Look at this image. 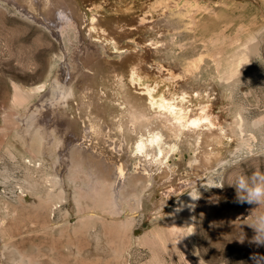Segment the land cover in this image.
Returning a JSON list of instances; mask_svg holds the SVG:
<instances>
[{
    "label": "rangeland",
    "instance_id": "rangeland-1",
    "mask_svg": "<svg viewBox=\"0 0 264 264\" xmlns=\"http://www.w3.org/2000/svg\"><path fill=\"white\" fill-rule=\"evenodd\" d=\"M73 2L81 7L80 0ZM130 4L138 9V16L141 15L139 17L151 29L150 33H144L145 39L152 40L158 47L157 54L150 58L156 61L151 67L152 72L155 67H163L175 72L174 81L166 80L167 83L200 90L213 85L214 92L224 91L225 100L221 103L226 108L224 111L218 109L221 119L226 117L230 123L235 112H240L246 132L239 146L226 139L220 144L218 140L209 139L214 150L221 149L222 145L230 146L229 150L225 151L224 146L221 157L211 158L212 172L205 177L208 180L198 177L200 182L185 188L173 184L170 189L172 197L160 208L166 209L164 212L156 213L158 210L150 209L152 203L163 196L161 185L158 179L155 180L157 187L142 197L145 204L132 211L133 234L130 246L126 253L123 252L124 263L264 264V244L253 241L255 233L250 227L257 215L264 214V205L237 203L235 188L230 186L240 176L264 173V0H131ZM47 15V9L38 6L35 0H0V214H6L5 207L19 212V215H7L15 244L22 253L40 264H119L120 257L116 252L119 221L94 222L91 235L78 230L72 233L69 226H59L64 213L71 210V203L54 207L49 220L53 229L45 228L44 212L35 220L34 205L20 203V197L25 194L22 191L26 190L23 185L27 181L36 182V188L43 193L48 185L44 180L49 166L44 160L43 167L37 171L23 159L20 141L10 118L18 116L20 124L35 110L34 102L38 99L21 102L17 93L41 85L49 70L63 78L66 61L71 66L77 63L80 57L72 59L73 52L88 44L86 37L76 36L71 28H65L63 18L55 19L58 21L55 25ZM47 26L53 30H48ZM141 37L136 33L123 42L139 46L144 51L137 43ZM91 47L98 55L112 58L102 44L92 43ZM239 50L247 52L249 58L238 67L231 81L233 84L225 87L226 91L223 85L217 90L215 84H220L219 72L226 69V64ZM128 161L127 168L132 173L137 163L132 157ZM214 181H222L223 187H212ZM189 192L195 202L189 222L184 223L180 218L179 248L165 214ZM156 234L162 236L163 243L154 238ZM144 237L153 239L156 245L145 244ZM66 245L71 247L69 252L65 251Z\"/></svg>",
    "mask_w": 264,
    "mask_h": 264
},
{
    "label": "bare ground",
    "instance_id": "bare-ground-1",
    "mask_svg": "<svg viewBox=\"0 0 264 264\" xmlns=\"http://www.w3.org/2000/svg\"><path fill=\"white\" fill-rule=\"evenodd\" d=\"M35 1L47 9V19L52 24L57 25L55 19L63 18L65 28H71L76 36L86 37L88 47L75 49L72 59L80 58L77 63L73 60V66L66 61L63 78L49 70L41 85L17 93L21 102L38 99L34 102L35 110L20 124L18 116L10 118L23 159L37 171L43 167L44 160L49 166L44 180L48 185L43 193L36 188V182L27 181L20 203L34 205L35 220L44 212L43 224L50 229H53L49 220L54 207L71 203V210L64 213L59 226H69L72 233L78 230L91 235L94 222L119 221L116 252L119 264H126L124 254L133 234L132 211L145 204L142 197L157 187L155 180L158 179L163 196L149 208L159 213L166 210L160 208L170 199L173 184L185 188L200 182L198 177L205 178L212 172L211 158L221 157L225 145L214 150L209 139L218 140V143L226 139L239 146L246 132L245 122L240 112H235L230 123L226 117L221 119L218 109L224 111L226 108L221 103L225 100V92H214L212 84L203 90L191 89L188 85L184 88L169 83L174 81V71L155 67L152 72L156 61L150 58L157 54L158 47L152 40L145 39L144 33H150L151 29L139 17L141 15L138 16V9L130 4L131 0H80L81 7L73 0ZM57 11L61 13L55 14ZM47 29L53 30L49 26ZM136 33L142 36L136 40L144 51L123 42ZM92 43L102 44L112 58L98 55ZM247 55L244 50L236 52L226 69L219 72L217 90L223 85L226 91L225 87L233 84V76L249 58ZM228 147H224L225 151ZM131 157L137 163L132 173L127 168ZM194 202L189 192L165 214L179 248L180 218L184 223L189 222ZM5 213L0 214V264H40L15 244L7 215H19V212L5 207ZM154 238L163 243L161 235L156 234ZM142 240L147 245L154 243L150 238ZM70 249V245H66L65 251Z\"/></svg>",
    "mask_w": 264,
    "mask_h": 264
},
{
    "label": "clouds",
    "instance_id": "clouds-1",
    "mask_svg": "<svg viewBox=\"0 0 264 264\" xmlns=\"http://www.w3.org/2000/svg\"><path fill=\"white\" fill-rule=\"evenodd\" d=\"M222 181H214L212 187H223ZM235 188L236 202L250 205H264V173L252 177L240 176L230 185ZM255 233L254 242L264 244V214H259L250 225Z\"/></svg>",
    "mask_w": 264,
    "mask_h": 264
}]
</instances>
